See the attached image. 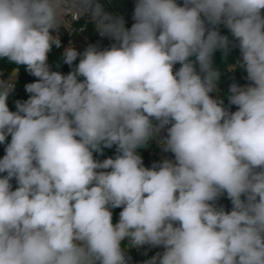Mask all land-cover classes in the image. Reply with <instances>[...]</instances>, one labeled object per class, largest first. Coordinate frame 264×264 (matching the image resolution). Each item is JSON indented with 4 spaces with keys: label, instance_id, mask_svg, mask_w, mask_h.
<instances>
[{
    "label": "clouds",
    "instance_id": "9594fccd",
    "mask_svg": "<svg viewBox=\"0 0 264 264\" xmlns=\"http://www.w3.org/2000/svg\"><path fill=\"white\" fill-rule=\"evenodd\" d=\"M61 3L0 0V60L36 78L15 111L19 67L0 79V264H132L144 246L163 251L143 264H264V0H135L131 27L78 0L100 40L70 42L67 73L49 64ZM234 48L246 83L225 106L214 55ZM153 140L172 158L146 167Z\"/></svg>",
    "mask_w": 264,
    "mask_h": 264
},
{
    "label": "crops",
    "instance_id": "0c3cea01",
    "mask_svg": "<svg viewBox=\"0 0 264 264\" xmlns=\"http://www.w3.org/2000/svg\"><path fill=\"white\" fill-rule=\"evenodd\" d=\"M134 2H135V0H99V3H101L103 5L104 10L106 12L112 13L114 15L123 16L125 21H126L127 27H131V24L133 23L132 12H133V8H134ZM61 24L62 25L60 26V30H59L58 34H59L60 38H63L62 50H64V48L68 47L70 42H71L72 46L75 47L78 51H83L84 48L87 47L88 44L96 43L98 40H100L97 36L94 25L91 22L84 23V21L80 20L77 23V27H78L77 30L71 36V40L67 41L68 27L66 24H64L62 22H61ZM102 43L104 45H107L108 41L103 40ZM238 59H239V55L236 57V60H238ZM234 63H232V64H234ZM176 67L178 68L179 65H177ZM229 67H230V64L227 67L228 72H230ZM237 69H238L239 75L244 77L245 73H246L244 71V69L239 68V67H237ZM10 73L12 74V76L14 78V69ZM18 76H19V71L16 75L15 81L17 80ZM6 77H7V72L3 69H0V79L6 80ZM225 80H226V77L223 74H221L220 80L217 82V85L224 86ZM228 89L229 88H227V90H226V94L228 93ZM226 94H225V98H226ZM211 95H213L214 97H217L215 92L212 93ZM10 103H11V101H10V99H8V105ZM138 152L141 155V149H138ZM109 155L114 156L115 154L112 153ZM13 186L15 187V181H13ZM218 203L223 205L228 210L231 209V203L226 198L222 197L218 201ZM118 219H119V216L117 218L113 219V222L114 223L117 222ZM128 251L133 252V254L135 255L137 264L142 263L145 260L149 259L152 256V254L154 253V251L150 250L149 246L142 247V249L140 251H136L134 248L129 249Z\"/></svg>",
    "mask_w": 264,
    "mask_h": 264
},
{
    "label": "trees",
    "instance_id": "16d2710c",
    "mask_svg": "<svg viewBox=\"0 0 264 264\" xmlns=\"http://www.w3.org/2000/svg\"><path fill=\"white\" fill-rule=\"evenodd\" d=\"M221 31L223 34H227L226 29H221ZM60 39L62 42L63 38H60ZM62 53H63L62 47L61 48L53 47V50L49 53V64L52 66L53 70H58V71H62L64 73H67L70 69L67 65L63 64ZM238 55H239L238 49L234 48L230 52L228 59L225 60L222 56V53L217 51L214 55V67H216L220 71V73L223 74L227 79L229 77V72L227 71V67L229 64H232L235 62L236 57ZM58 64L60 65L59 68L57 67ZM16 67H19V76H18L17 80L15 81V91L13 93H11L9 96V99L11 101V103L9 104V108L12 111H15V101L16 100H26L28 98V94L25 92V87H24L25 84L30 83V82H34V80L36 79L35 77L29 75L25 71V68L23 66H15V65L10 64L6 60H0V69L5 70L6 72H11ZM245 77H246V73H245L244 77L239 75L236 79H233V80L231 79L230 83L232 84L233 82H235V83L243 85L246 83ZM232 107L236 110L235 106H232ZM8 139L10 140V137ZM151 145H152V141L149 142L148 147L140 148L141 149V156L143 158L144 165L146 167H151L152 163L155 162L153 159H151L150 155L148 154V149L151 147ZM112 153L116 154L115 147L105 149L104 155L103 156H97V158L102 160L104 158L111 157L109 154H112ZM4 154H5V152H4V145H3V146H0V158H2ZM121 210L122 209H120V208H116V209L112 210L113 211V219H115L119 216V212ZM157 252L158 251H155L152 254V256L155 255ZM128 254L132 258V264H137L136 258H135V255L133 254V252L128 251ZM138 264H143V262L138 263Z\"/></svg>",
    "mask_w": 264,
    "mask_h": 264
},
{
    "label": "built area",
    "instance_id": "2783aa9c",
    "mask_svg": "<svg viewBox=\"0 0 264 264\" xmlns=\"http://www.w3.org/2000/svg\"><path fill=\"white\" fill-rule=\"evenodd\" d=\"M80 20L84 21V23L91 22L88 15L84 11H82L81 8L79 7L78 0H62L60 23L62 22L64 24H66L68 27L67 41L71 40V36L77 30V28H78L77 23ZM59 30H60V28H59ZM59 30H58V32H59ZM97 36L100 39L98 33H97ZM238 51H239V49H238ZM238 76H239V73H238V69L236 68L235 70H232L229 72V77L225 80L224 86L217 85V87L219 89V93H216V92L215 93H216L218 98L224 100L225 106H228V102L225 98V94H226L227 88H229V86L231 85L230 80L236 79ZM9 77L13 78L12 74L10 72H7L6 80H8ZM231 110L235 111V109L232 106H231ZM161 135H164V133L162 132ZM0 146H3V145L0 144ZM148 154L150 155L151 159H153L155 162H159L164 158H172V154L171 153H165L155 140L152 141V145L148 149ZM149 248H150V250H152L154 252L155 251H163L162 248H151V247H149ZM134 249L136 251H140L142 249V247L134 248Z\"/></svg>",
    "mask_w": 264,
    "mask_h": 264
}]
</instances>
